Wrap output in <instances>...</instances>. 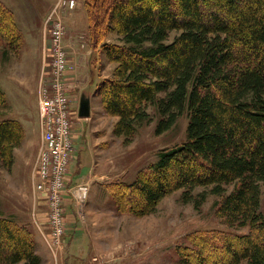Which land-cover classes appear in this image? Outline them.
Instances as JSON below:
<instances>
[{"label":"trees","instance_id":"obj_1","mask_svg":"<svg viewBox=\"0 0 264 264\" xmlns=\"http://www.w3.org/2000/svg\"><path fill=\"white\" fill-rule=\"evenodd\" d=\"M85 1L93 37L118 36L102 42L115 67L97 86L105 110L118 117L113 133L130 142L145 121L157 118L160 134L186 110L189 118L182 143L163 149L133 183H114L117 202L143 216L178 190L197 208L214 193L218 216L231 228L250 230L228 238L196 233L200 243L181 255L184 264H205L217 242L228 257L213 264H264V0ZM1 13L14 37L13 12ZM22 137L17 120L0 122L5 166L13 164ZM202 187L210 190L196 191ZM26 230L0 216V264H41Z\"/></svg>","mask_w":264,"mask_h":264},{"label":"rangeland","instance_id":"obj_2","mask_svg":"<svg viewBox=\"0 0 264 264\" xmlns=\"http://www.w3.org/2000/svg\"><path fill=\"white\" fill-rule=\"evenodd\" d=\"M64 1L0 0V88L6 97L5 104H0V122L17 120L23 134L20 145L13 150L10 168L5 166L6 158L0 156V216L10 217L21 228L31 230L41 264H184L183 254L193 247L197 249L200 243L196 233L219 232L227 238L247 234L248 227L231 228L225 218L218 216L216 203L220 196L210 192L197 208L193 202L183 200L182 190L175 191L159 203L155 212L143 216L127 211L124 203L117 202L114 183H133L140 172L158 160L163 149L185 140L188 112L160 134L156 133L155 118L139 125L130 142L115 135L118 117L105 110L97 86L111 77L115 67L102 52V42H117L118 36L113 31L103 38L105 41L98 42L91 33L92 15L86 1L75 0L73 6ZM5 9L13 12L14 37L1 13ZM51 14L62 20V40L68 56L63 75L73 114L75 149L67 180L86 183L91 193L95 192L93 207L85 204L80 212L66 195L65 234L61 247L54 250L49 245L48 200L36 189L33 179L40 143L41 91L45 80L51 85L47 73L42 79L48 45L44 28ZM176 33H171V39ZM4 35L8 37L6 41ZM82 94L91 100L88 117L79 116ZM205 189L210 190L202 187L196 191ZM260 208L264 214V186ZM213 245L207 251L205 264H213V260L223 263L228 257L225 250L218 248V242Z\"/></svg>","mask_w":264,"mask_h":264},{"label":"built area","instance_id":"obj_3","mask_svg":"<svg viewBox=\"0 0 264 264\" xmlns=\"http://www.w3.org/2000/svg\"><path fill=\"white\" fill-rule=\"evenodd\" d=\"M67 1V3H66ZM73 6L75 0H65ZM49 28V29H47ZM46 51L44 54L45 73L51 85L41 91L39 119L41 140L34 164L36 189L47 198L50 213L47 223L51 248L57 249L63 243L66 229V195L75 201L79 212L86 204L90 187L86 183H70L67 180L70 160L74 151V132L71 103L64 84V72L68 66V56L63 44L64 25L60 17L51 14L45 26Z\"/></svg>","mask_w":264,"mask_h":264},{"label":"water","instance_id":"obj_4","mask_svg":"<svg viewBox=\"0 0 264 264\" xmlns=\"http://www.w3.org/2000/svg\"><path fill=\"white\" fill-rule=\"evenodd\" d=\"M91 107L92 104L89 96H87L86 94H82L79 104V116L88 117L91 114Z\"/></svg>","mask_w":264,"mask_h":264},{"label":"crops","instance_id":"obj_5","mask_svg":"<svg viewBox=\"0 0 264 264\" xmlns=\"http://www.w3.org/2000/svg\"><path fill=\"white\" fill-rule=\"evenodd\" d=\"M7 101H10V98H7ZM39 126H40V119H39ZM40 140H41V128H40ZM40 142V141H39ZM40 144V143H39ZM79 173H81L80 172V170H79ZM72 182H73V179L71 180ZM91 190V189H90ZM95 192H94V190L92 191V193H91V191H90V196H89V200L86 202V205L88 206V207H93V205H94V203H95ZM46 244V243H45Z\"/></svg>","mask_w":264,"mask_h":264}]
</instances>
